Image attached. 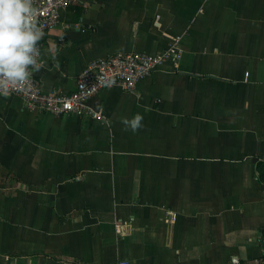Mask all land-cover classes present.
Here are the masks:
<instances>
[{"label": "crops", "instance_id": "0c3cea01", "mask_svg": "<svg viewBox=\"0 0 264 264\" xmlns=\"http://www.w3.org/2000/svg\"><path fill=\"white\" fill-rule=\"evenodd\" d=\"M175 37L96 117L0 94V264H264V0H83L35 76L69 92L90 60Z\"/></svg>", "mask_w": 264, "mask_h": 264}, {"label": "built area", "instance_id": "2783aa9c", "mask_svg": "<svg viewBox=\"0 0 264 264\" xmlns=\"http://www.w3.org/2000/svg\"><path fill=\"white\" fill-rule=\"evenodd\" d=\"M83 0H32L36 12L35 21L37 27L45 34L60 19V13L70 5ZM177 37L166 48L157 53L142 51H126L108 54L104 57L90 60L77 74L75 85L69 92L43 91L39 79L29 69V78L19 84L9 86V94L21 98L25 106L33 111L47 112L52 115L73 114L90 115L96 117L99 112L87 108V100L98 92L121 86L133 91L137 85L152 71L166 60L174 63L180 57V49L177 46ZM38 62L40 61L41 44ZM264 249V239L262 240ZM115 264H127L124 260H118Z\"/></svg>", "mask_w": 264, "mask_h": 264}, {"label": "clouds", "instance_id": "9594fccd", "mask_svg": "<svg viewBox=\"0 0 264 264\" xmlns=\"http://www.w3.org/2000/svg\"><path fill=\"white\" fill-rule=\"evenodd\" d=\"M32 0H0V94L8 95L9 86L38 71L39 41L43 32L36 25ZM137 116L132 127L139 125Z\"/></svg>", "mask_w": 264, "mask_h": 264}, {"label": "trees", "instance_id": "16d2710c", "mask_svg": "<svg viewBox=\"0 0 264 264\" xmlns=\"http://www.w3.org/2000/svg\"><path fill=\"white\" fill-rule=\"evenodd\" d=\"M259 180L264 184V163L259 164ZM264 238V232H263Z\"/></svg>", "mask_w": 264, "mask_h": 264}]
</instances>
